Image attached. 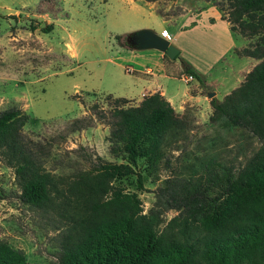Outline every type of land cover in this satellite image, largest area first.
Masks as SVG:
<instances>
[{
    "label": "rangeland",
    "instance_id": "obj_1",
    "mask_svg": "<svg viewBox=\"0 0 264 264\" xmlns=\"http://www.w3.org/2000/svg\"><path fill=\"white\" fill-rule=\"evenodd\" d=\"M135 2L146 11L141 6L145 2ZM135 2L0 0V109L15 105L27 113L22 131L44 145L47 155L43 165L56 183L42 204L24 203L18 197L20 190L12 167L0 158V239L21 249L29 264H54L61 244L74 238L87 220V202L71 182L89 167V160L98 156L124 161L120 153L110 150L107 116L99 120L96 117L98 111L107 114L110 106L119 103L115 98L135 96V89L130 87L134 74L125 67L137 66L136 60L141 59L138 53L157 50L121 45L114 34L149 26L159 30L160 16L170 18L183 11L193 18L203 13L213 17L224 14L220 9L222 0H156L150 5L157 14L135 17ZM123 10L134 16L131 27H125L117 15ZM147 22L154 23L145 26ZM47 25L50 28L43 31ZM229 37L236 45L243 42V37L248 43L257 39L255 35L241 37L231 32L222 21L201 32L197 22L195 28L173 39L174 45L180 46L177 57L163 52L166 71L175 73L183 59L204 73L207 83H217L219 89H224L228 70L239 57L232 49L225 50ZM127 39L132 41L131 34ZM207 91L204 86L200 90L209 99ZM126 99L124 107L138 102ZM174 113L177 122L168 128L162 157L153 165L137 159L141 184L134 174L111 181L123 190L134 191L143 212L150 208L158 212V229L177 213L158 202L156 189L166 183V178L175 186L197 185L207 196L205 209L214 213L223 203V196L218 197L222 183L214 170L221 165L242 166L259 146L256 136L228 125L211 108L185 105L182 112ZM75 117L90 119L91 124L70 130Z\"/></svg>",
    "mask_w": 264,
    "mask_h": 264
},
{
    "label": "trees",
    "instance_id": "obj_2",
    "mask_svg": "<svg viewBox=\"0 0 264 264\" xmlns=\"http://www.w3.org/2000/svg\"><path fill=\"white\" fill-rule=\"evenodd\" d=\"M222 1L221 18L228 21L229 28L257 38L233 52L260 58L221 99H209L213 114L222 116L230 126L249 131L259 141L242 166L221 165L214 170L222 183L218 195L223 196L222 205L209 213L205 209L207 196L197 185L175 186L166 178L156 189L158 202L177 213L158 229V212L152 208L143 212L134 191L111 181L134 174L141 184L137 159L153 165L162 157L168 128L177 122L175 111L158 91L127 107L123 106L126 98H115L119 103L110 106L107 114L98 111L96 120L107 116L110 150L120 153L124 161L96 156L75 176L71 187L87 202V220L74 238L61 244L54 264H264V0ZM130 34H114V38L133 47L127 39ZM180 62L173 75L191 74L204 84L200 72L183 59ZM27 119L18 106L0 109V158L13 169L19 199L40 205L49 199L56 183L43 165L47 155L44 145L22 131ZM90 124V119L75 117L70 130ZM0 264L29 263L21 249L0 239Z\"/></svg>",
    "mask_w": 264,
    "mask_h": 264
},
{
    "label": "crops",
    "instance_id": "obj_3",
    "mask_svg": "<svg viewBox=\"0 0 264 264\" xmlns=\"http://www.w3.org/2000/svg\"><path fill=\"white\" fill-rule=\"evenodd\" d=\"M136 0H126V2L132 3ZM138 1V0H137ZM145 2L144 4L141 3V6H145L146 11L144 10V7H140V3H133L135 5L136 9V16L138 15H145V18L147 16H151L153 13H156V9L150 5L152 2L156 1H146V0H140V2ZM121 20L122 24L125 25V27H131V21L134 16L130 14L128 11H120L119 14H117ZM194 15L187 14L186 12H180L175 15H171L170 18H163L161 17V23L158 24L160 27L159 30L152 29L153 26L148 27H142L138 29H151L155 33L161 35V31L165 30L167 33H169V36H167L168 42L177 49V53L180 54L179 48L180 46L174 45L172 42L175 37H177L181 32H183L186 29H193L196 27L197 22L201 26V32L205 31L207 29L208 25H211L215 23L216 21H222L225 22V24L229 27L228 21H226L224 18H221L219 14L213 16H207L199 14V16L194 17ZM196 18L198 20H196ZM141 19H143L141 17ZM197 21V22H196ZM154 22H147L145 26L147 25H153ZM136 29V30H138ZM231 30V29H230ZM135 31V30H133ZM233 30H231L232 32ZM132 32V31H131ZM243 37L241 34H239L236 31H233ZM244 40L240 45H236L235 42L231 40L229 37V43L226 45L225 50L228 51L229 49L238 48L245 46L248 41L243 37ZM134 49H147V48H153L155 51H147V53H138V55L141 57V59L136 60L137 66L130 67V71L134 74L132 84L130 87L134 88L136 93L135 96H122L125 98H134L136 101H139L143 95L152 93L154 91H158L172 106L174 111L182 112L185 105H202V107L207 108L210 110V104L209 99L204 98L200 90L204 87H207L209 91H213V96L216 99H221L224 94L228 93L232 88L237 86L244 77V74L251 69V67L257 63L260 58L248 56V55H238V61L235 63H232L231 69L228 70V73L230 75L228 76V83L227 86L224 87V89H219L217 83L209 84L207 83L205 79V74L200 72L198 68H196L194 65L195 70L200 72L204 77V84L200 85L198 81L195 78H192L193 82H187L184 81L182 78V75L180 77H177L173 75V73H168L165 68V64L163 62V52L159 51L158 49L154 47H132ZM133 55V54H132ZM221 58V57H220ZM220 58H218L216 61H218ZM121 65L120 63H117ZM191 65V64H190ZM180 69V67H179ZM177 69V70H179ZM221 70H223L221 68ZM130 74V73H129ZM132 75V74H131ZM177 80H182L184 83L180 85ZM208 92V91H207ZM143 93V94H142Z\"/></svg>",
    "mask_w": 264,
    "mask_h": 264
},
{
    "label": "water",
    "instance_id": "obj_4",
    "mask_svg": "<svg viewBox=\"0 0 264 264\" xmlns=\"http://www.w3.org/2000/svg\"><path fill=\"white\" fill-rule=\"evenodd\" d=\"M43 25V23H41ZM133 47H154L162 52H166L170 56H174L177 53V49L173 47L168 40L151 29L143 28L131 32ZM141 38H144L141 40ZM213 91L206 93L207 97H212Z\"/></svg>",
    "mask_w": 264,
    "mask_h": 264
},
{
    "label": "built area",
    "instance_id": "obj_5",
    "mask_svg": "<svg viewBox=\"0 0 264 264\" xmlns=\"http://www.w3.org/2000/svg\"><path fill=\"white\" fill-rule=\"evenodd\" d=\"M161 35L164 36L165 38H167V36H168L165 30H162V31H161ZM125 70H126V71H130V67H129V66H126V67H125ZM182 78L184 79V81H189V80H191L193 77H192L191 74H183V75H182ZM142 94H143V93H142Z\"/></svg>",
    "mask_w": 264,
    "mask_h": 264
}]
</instances>
